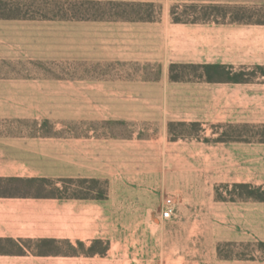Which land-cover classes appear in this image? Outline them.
I'll return each instance as SVG.
<instances>
[{"label":"crops","instance_id":"1","mask_svg":"<svg viewBox=\"0 0 264 264\" xmlns=\"http://www.w3.org/2000/svg\"><path fill=\"white\" fill-rule=\"evenodd\" d=\"M28 2L156 11L45 17ZM192 4L226 9L173 19V6ZM22 56L93 64L77 103L93 127L7 120L37 117L48 100L0 77V264H264V195L236 187L264 192V139L239 131L264 126V0H0V58ZM205 65L226 72L194 68Z\"/></svg>","mask_w":264,"mask_h":264},{"label":"rangeland","instance_id":"2","mask_svg":"<svg viewBox=\"0 0 264 264\" xmlns=\"http://www.w3.org/2000/svg\"><path fill=\"white\" fill-rule=\"evenodd\" d=\"M31 9L39 16H68V17H114V16H139L151 15L155 8L133 7L127 5H117L112 3L97 2H28L23 3V10ZM223 7L200 6L181 9L183 18H217L224 14ZM158 10V9H157ZM194 16V17H190ZM95 67L91 63H85L77 59L64 58H43V57H18L0 58V77L21 79L17 83L23 89H37L43 96V100H48V105H39L36 109L37 117L8 118L29 123L35 128L33 122L51 121L55 131L69 133H84L92 129L90 123H79L77 103L80 90H86L87 94L93 87ZM87 79L79 80V79ZM52 97V98H51ZM49 98L52 103H49ZM90 99L87 97V100ZM49 130V129H47ZM119 135L131 133L125 123L118 124ZM185 130V128H181ZM191 130L197 131L196 127ZM247 135H264V127H245L239 130ZM89 186V185H87ZM91 187L104 190L103 182H92ZM167 220V223L171 222Z\"/></svg>","mask_w":264,"mask_h":264},{"label":"trees","instance_id":"3","mask_svg":"<svg viewBox=\"0 0 264 264\" xmlns=\"http://www.w3.org/2000/svg\"><path fill=\"white\" fill-rule=\"evenodd\" d=\"M112 4L127 5V6H133V7L138 6V7H149V8H152L151 5L142 6V5H134V4H128V3H125V4L124 3H112ZM197 6H198L197 4L183 5L182 7L180 5H175L171 9V15H172L173 19L175 21H177V22L186 21L189 18H183V14H186V13H185V11H183V14H181L180 13V10L183 9V8L184 9H186V8L188 9L189 7H197ZM208 7H219V6H216V5H208ZM59 17H68V16H59ZM72 18H75V17H72ZM79 18H84V17H79ZM197 19H200V17H195L194 18V20H197ZM203 19H210V18L206 15V17H204ZM178 67H180V66H178ZM180 68H187V67L186 66H181ZM194 68L196 70H198L200 68H203L205 70V72L208 74L209 78H210V72H211V70L226 72V67L220 66V65H217V66L205 65V66H201V67L194 66ZM263 72H264V69H263ZM243 75H244V73L240 74L239 75V78H243ZM172 78L173 79H180L181 78V75L180 74H175L174 73V67H173ZM192 127H196V129H198L196 132H199L202 129L199 124H193ZM245 127H247V126H245ZM172 128L181 129L183 127H182V125H174V124H172L171 125V129ZM261 137H262V139H264V135H262ZM219 139L222 140L223 138L221 137ZM95 183H98V182L96 181ZM236 187L239 188L242 192H246V193L253 194V195H257V196L258 195L259 196H263L264 195V192L263 193H260L261 188H253L252 186L247 185V184L236 185ZM98 196L99 197H103L104 196L103 191H100L99 194H98ZM263 246H264V244H263Z\"/></svg>","mask_w":264,"mask_h":264},{"label":"built area","instance_id":"4","mask_svg":"<svg viewBox=\"0 0 264 264\" xmlns=\"http://www.w3.org/2000/svg\"><path fill=\"white\" fill-rule=\"evenodd\" d=\"M177 213L176 202L172 196H168L164 202L161 210V218L164 220H171Z\"/></svg>","mask_w":264,"mask_h":264}]
</instances>
